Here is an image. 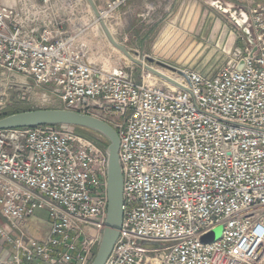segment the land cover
Masks as SVG:
<instances>
[{
  "label": "built area",
  "instance_id": "obj_1",
  "mask_svg": "<svg viewBox=\"0 0 264 264\" xmlns=\"http://www.w3.org/2000/svg\"><path fill=\"white\" fill-rule=\"evenodd\" d=\"M84 1L0 2V69L52 85L63 109L115 130L122 223L104 264H264V6L239 0L252 43L238 34L215 75L173 73L180 88L90 63L73 18L94 17ZM126 1L101 0V18ZM106 175L105 150L70 127L0 131V264H90ZM38 210L42 239L27 232ZM217 226L220 238L202 242Z\"/></svg>",
  "mask_w": 264,
  "mask_h": 264
},
{
  "label": "rangeland",
  "instance_id": "obj_2",
  "mask_svg": "<svg viewBox=\"0 0 264 264\" xmlns=\"http://www.w3.org/2000/svg\"><path fill=\"white\" fill-rule=\"evenodd\" d=\"M203 1L180 0L174 9V20L168 19L160 24L147 40H143L144 38L141 40L139 35L134 34L137 38L135 45L140 48L139 51L155 61L178 70L193 69L207 76L215 75L226 63L229 51L235 46L242 45L238 38H235L241 32L230 21L228 14L215 4L216 0L206 1L205 4ZM93 2L98 10L97 1L93 0ZM83 5L82 7L86 8L87 3L84 1ZM73 18H79L78 21L76 20L77 28H82V33L78 35L77 40L79 44H84L88 52V60H93L95 64L107 68L128 67L135 80H139L142 68L129 62L109 44L95 16L89 17L75 13ZM111 19L103 20L108 29H110ZM217 24L226 25V34L222 35L221 28L215 27ZM129 25V21L125 23L123 21L121 26H114L117 34L113 38L118 43L121 39L118 35L120 32L127 31ZM137 31L140 30L137 28ZM165 31H170L171 39L163 43L164 45H160L158 41ZM152 67L169 75L174 73L157 66L156 63ZM41 109H63L52 85H38L32 79L0 69V116ZM28 224L34 229L48 232L47 213L38 210L34 217L28 219ZM221 230V226L214 228L213 240L220 238ZM202 238L201 241H203Z\"/></svg>",
  "mask_w": 264,
  "mask_h": 264
},
{
  "label": "water",
  "instance_id": "obj_3",
  "mask_svg": "<svg viewBox=\"0 0 264 264\" xmlns=\"http://www.w3.org/2000/svg\"><path fill=\"white\" fill-rule=\"evenodd\" d=\"M104 33L109 44L119 51L129 62L151 73L155 77L165 81L169 84L182 88L172 79L165 76L159 70L152 67L154 63L157 66L171 70L174 73L182 74L180 70L155 61L153 58L145 56L143 59L138 57L137 52L118 43L111 35L107 25L101 18L93 0H85ZM216 4V3H215ZM224 13H229L230 21L235 25L240 32H242L252 43L251 34L247 26V15L241 11L236 10L235 5L224 4L221 9ZM239 12V13H238ZM235 16H241L240 20H236ZM230 52V51H229ZM243 62L236 66V70H241ZM33 127H70L77 128L102 136L107 141L106 155H107V212L104 229L101 240L90 264H104L109 257L114 243L117 239L118 232L122 223V175L118 162V146L119 140L115 130L106 122L93 117L91 115L82 114L79 112L66 109H41L19 112L15 114L6 115L0 118V131L19 128H33ZM204 243H209L213 240V232L204 236Z\"/></svg>",
  "mask_w": 264,
  "mask_h": 264
},
{
  "label": "crops",
  "instance_id": "obj_4",
  "mask_svg": "<svg viewBox=\"0 0 264 264\" xmlns=\"http://www.w3.org/2000/svg\"><path fill=\"white\" fill-rule=\"evenodd\" d=\"M17 0H0L2 4L12 5ZM31 1H39V0H31ZM98 3V7L101 5V0H96ZM206 1L204 0V4ZM223 5H235L238 6L239 0H218ZM259 4L264 6V0H256ZM180 0H127L123 5H121L117 11L112 16V19L109 23V31L112 36L115 37L117 34V30L114 29V26H121V23L124 21H129V29L124 32H120L121 39L119 43L124 45L125 47L135 51L138 53V57L142 59L145 57V54L140 52V48L135 45L137 38L135 35H139L142 40H147L149 36L155 32V28L160 24L165 23L168 19L174 20V9ZM236 10H239L238 8ZM239 13V12H238ZM228 14V13H225ZM230 16V15H229ZM173 17V18H172ZM132 18V20H131ZM236 20H240L241 16H235ZM113 27V28H112ZM216 28H221L222 35L226 34V25L217 24ZM223 27V28H222ZM137 28L140 31H137ZM135 34V35H134ZM134 35V36H133ZM236 38V37H235ZM95 64V62H92ZM105 67V66H104ZM107 68V67H106ZM5 222L0 216V226H4ZM27 232L34 238L42 239L46 234L47 230H39L32 228L29 224H27ZM1 249V247H0Z\"/></svg>",
  "mask_w": 264,
  "mask_h": 264
},
{
  "label": "trees",
  "instance_id": "obj_5",
  "mask_svg": "<svg viewBox=\"0 0 264 264\" xmlns=\"http://www.w3.org/2000/svg\"><path fill=\"white\" fill-rule=\"evenodd\" d=\"M6 115H10V114L7 113L5 115L0 116V118L3 117V116H6ZM62 128H64V127H62ZM71 130H72L73 133H75V134H77V135H79V136H81V137L93 142L100 149L106 150V147H107L108 143L102 136H100V135H98L96 133H92V132L81 130V129H77V128H71Z\"/></svg>",
  "mask_w": 264,
  "mask_h": 264
},
{
  "label": "bare ground",
  "instance_id": "obj_6",
  "mask_svg": "<svg viewBox=\"0 0 264 264\" xmlns=\"http://www.w3.org/2000/svg\"><path fill=\"white\" fill-rule=\"evenodd\" d=\"M171 33H170V31H165L162 35H161V37H160V40L158 41V44H160V45H162L163 43H165V42H167V41H169L170 39H171ZM157 45V44H156ZM164 45V44H163ZM162 48V47H161ZM157 52V51H156ZM88 57V56H87ZM90 58V57H89ZM94 59V58H93ZM90 63H92V61L91 60H88ZM95 62V61H94ZM161 73H163L165 76H167V77H170L171 75H169V73H165V72H162V71H160ZM173 74V73H172Z\"/></svg>",
  "mask_w": 264,
  "mask_h": 264
},
{
  "label": "flooded vegetation",
  "instance_id": "obj_7",
  "mask_svg": "<svg viewBox=\"0 0 264 264\" xmlns=\"http://www.w3.org/2000/svg\"><path fill=\"white\" fill-rule=\"evenodd\" d=\"M215 3H216L217 5H219V8H220V9L224 8V5H223L220 1L216 0ZM228 18L230 19L229 13H228Z\"/></svg>",
  "mask_w": 264,
  "mask_h": 264
}]
</instances>
